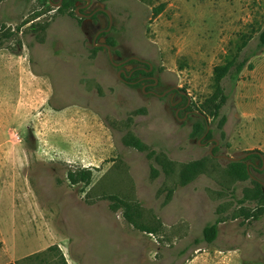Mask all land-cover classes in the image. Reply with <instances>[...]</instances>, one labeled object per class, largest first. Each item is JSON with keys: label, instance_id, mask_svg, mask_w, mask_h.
<instances>
[{"label": "rangeland", "instance_id": "374dc122", "mask_svg": "<svg viewBox=\"0 0 264 264\" xmlns=\"http://www.w3.org/2000/svg\"><path fill=\"white\" fill-rule=\"evenodd\" d=\"M57 1L0 0V264H264V51L254 72L220 80L215 112L200 103L223 59L181 48L166 2L92 0L111 13L113 54L150 61L155 91L187 93L196 112L176 116L169 95L119 76L74 4ZM213 5L223 50L248 31L247 53L264 0ZM253 150L244 177L216 156Z\"/></svg>", "mask_w": 264, "mask_h": 264}, {"label": "crops", "instance_id": "0c3cea01", "mask_svg": "<svg viewBox=\"0 0 264 264\" xmlns=\"http://www.w3.org/2000/svg\"><path fill=\"white\" fill-rule=\"evenodd\" d=\"M142 1L147 5H152L156 2H166L165 14L168 13L171 16V21H173L172 27L174 28L173 34L177 43L191 56L197 57L199 61H205V55L215 48L216 52L219 51L218 53H220L223 59L221 63L216 65L225 64L235 55L243 39L247 38L250 34L248 31L239 33L236 39H230L229 43H231L232 47L223 50L215 32L219 10L214 8L213 0ZM251 30L253 31L255 29L252 28ZM183 59H186V57L183 56ZM252 64L253 68L249 70L254 72V63ZM213 68L210 77V93L206 97L210 96L216 87Z\"/></svg>", "mask_w": 264, "mask_h": 264}, {"label": "flooded vegetation", "instance_id": "af4514ba", "mask_svg": "<svg viewBox=\"0 0 264 264\" xmlns=\"http://www.w3.org/2000/svg\"><path fill=\"white\" fill-rule=\"evenodd\" d=\"M63 0H58L59 2ZM56 2V3H57ZM75 8L81 9V18L83 23L88 25L91 33H93L92 41H98L101 36H105L106 42L108 43L107 33L109 32V17L105 13L104 9H107L103 3L97 6V4H93L92 0H74ZM109 44V43H108ZM116 54V53H115ZM118 57L115 60L118 65L117 70L124 76V80L130 83H141L142 89L147 87V91L151 93H155L157 95L165 92L164 95H169V101L171 105H173L176 109L175 112L183 111L185 116L192 112H196L194 109L190 107L191 99L188 97L187 93L179 88L177 85H172L166 88L162 92L155 91V87L159 84V79L154 76V65L147 60H135L130 57L122 58L120 55L116 54ZM177 86V88H174ZM161 96V95H160ZM174 103V104H172ZM205 134H202L200 137H204ZM262 157L261 155H259ZM245 158V157H244ZM243 159V158H241ZM247 169L249 171V162H246ZM252 167L255 165L251 163Z\"/></svg>", "mask_w": 264, "mask_h": 264}, {"label": "trees", "instance_id": "16d2710c", "mask_svg": "<svg viewBox=\"0 0 264 264\" xmlns=\"http://www.w3.org/2000/svg\"><path fill=\"white\" fill-rule=\"evenodd\" d=\"M49 1H51V0H49ZM72 4H74V0H63L59 6H69ZM163 8H164L163 3L152 7L153 15L156 16L157 14H159L163 10ZM251 38H252V35L243 39L240 46L237 48L235 55L229 61H227L223 65L214 66V68H213L214 81L216 83L215 90L213 91V93L210 96L206 97L200 103V106L204 107L205 105L208 104V102L215 101L213 110L215 112H217L219 110L220 106L226 101V98H227L224 94H221L218 97L220 80L224 76H226L227 74H231V77L235 81H238L239 77H240V73L245 67L248 69L253 68V64H252V62H250V58H252L253 56L262 52V50L264 48V26L257 32V34L255 36L256 42H255L254 47L251 48L246 53L244 50L247 47L248 42L250 41ZM108 43L110 46L112 45L113 42H112L111 38H108ZM243 52H245V53H243ZM217 98H219L218 101H216ZM205 121H206L205 115H204V113L201 112L199 119L195 122L194 134H196L197 136H201L202 134L206 133L207 126L205 125ZM129 141L131 144H133L137 148H142V144L138 140L131 138V139H129ZM230 164H231L232 172L235 175H237L238 177H244L245 175L248 174L247 165H246V163L242 162L241 160L231 161ZM69 176L71 179L73 178L72 174H69ZM83 176L88 177V175H85V174H83ZM259 184L262 187H264L260 182H259ZM216 231H217L216 223H212V224H208V225L204 226L203 231H202L203 239L206 242H209V243L212 242L216 236ZM64 262H65V260H64ZM65 264H66V262H65Z\"/></svg>", "mask_w": 264, "mask_h": 264}, {"label": "water", "instance_id": "95a60500", "mask_svg": "<svg viewBox=\"0 0 264 264\" xmlns=\"http://www.w3.org/2000/svg\"><path fill=\"white\" fill-rule=\"evenodd\" d=\"M61 4V1L55 3L56 6H59ZM105 13L108 15L109 17V27L107 28V30L110 28L111 24H112V16H111V13L108 9H104ZM75 12L77 15H81L79 12H78V9L75 8ZM93 44L94 45H98V46H102L104 47L106 50H107V53H108V56L111 60V62L114 64V65H118L120 63H117L115 60L117 59V55L116 54H113L112 53V50H111V46L106 42V38L105 36H101L98 41H93ZM131 59H134V60H141L139 57H136V56H132L130 57ZM118 75L120 76V71H118ZM174 88H177V86H175ZM165 94V92H163L162 94H160L161 96H163ZM174 104V103H172ZM176 116H178V111L175 112ZM215 143H217V139H214ZM212 148V147H211ZM211 148H210V154H212V151H211ZM250 153H256L258 155H261V152L259 151H256V150H253V151H249V152H246L245 154H243L241 157H232V156H229V155H226V154H218L216 155L217 157H220V158H225V159H228V160H231V161H237V160H240L241 158H244L246 157L248 154ZM258 180V179H257ZM263 186H264V182L261 181V180H258Z\"/></svg>", "mask_w": 264, "mask_h": 264}]
</instances>
